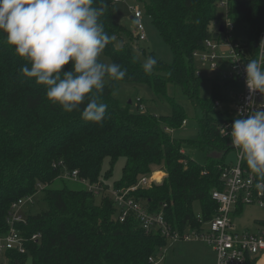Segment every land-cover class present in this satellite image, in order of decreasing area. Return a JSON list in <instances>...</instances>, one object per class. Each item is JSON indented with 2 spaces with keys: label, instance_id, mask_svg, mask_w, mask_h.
I'll return each instance as SVG.
<instances>
[{
  "label": "trees",
  "instance_id": "1",
  "mask_svg": "<svg viewBox=\"0 0 264 264\" xmlns=\"http://www.w3.org/2000/svg\"><path fill=\"white\" fill-rule=\"evenodd\" d=\"M217 3L144 0L146 14L172 52L170 63L157 60L154 70L146 73L130 44H114L124 28L114 18L115 3L104 0L107 7L101 22L112 37L104 51L127 74L122 80L106 83L103 93L97 94L108 106L101 123L85 121L79 110L65 112L52 103L44 85L21 74L20 68L27 61L16 55L0 34V232L8 228L13 202L33 196L40 186L48 202L47 209L16 224L24 236L38 233L39 238L27 241L23 253L7 251V261L0 257V264H153L149 257L157 256L167 238L159 231H145L135 219L120 222L109 196L96 195L76 181L78 187L64 183L62 175L73 170L90 183L127 188L149 175L152 166L162 163L163 179L139 187L134 193L138 200L151 212L162 210L171 228L179 232L202 228L192 209L194 200L200 202L203 220L215 214L217 204L211 192L223 187L219 175L231 146L219 130L222 118L216 115L214 106L217 85L209 99L200 96L195 57L207 48L205 39H218L223 31L215 26L220 8ZM94 6H101L99 0ZM229 8L234 25L240 24L252 43L264 26V0L234 1ZM63 68L68 70L70 64ZM119 81L147 84L155 94L167 98L172 113L160 116L133 111L131 101L122 105L114 96ZM168 84L178 87L192 105L202 108L199 134L188 143L206 149L203 163L185 153L181 143L165 130L184 125L187 117L184 106L167 94ZM106 158L107 174L102 172ZM121 158V174L109 183L110 170ZM53 180L62 185L50 187ZM260 223L264 224V219ZM254 263L255 257L246 262Z\"/></svg>",
  "mask_w": 264,
  "mask_h": 264
},
{
  "label": "clouds",
  "instance_id": "2",
  "mask_svg": "<svg viewBox=\"0 0 264 264\" xmlns=\"http://www.w3.org/2000/svg\"><path fill=\"white\" fill-rule=\"evenodd\" d=\"M0 0V34L13 52L27 63L23 76L45 86L46 97L65 112L79 110L81 119L101 123L107 104L103 93L106 80H122L127 70L99 57L111 42L101 17L104 0ZM157 60L147 57L142 68L151 73ZM68 70L63 66L69 65ZM245 84L252 96L264 95V54L243 66ZM87 99V102H85ZM252 102L250 101V104ZM84 105L83 108L80 105ZM224 132L247 168L264 181V103L238 111Z\"/></svg>",
  "mask_w": 264,
  "mask_h": 264
},
{
  "label": "built area",
  "instance_id": "3",
  "mask_svg": "<svg viewBox=\"0 0 264 264\" xmlns=\"http://www.w3.org/2000/svg\"><path fill=\"white\" fill-rule=\"evenodd\" d=\"M115 2L126 3L129 10L132 12V19L135 23V38L139 41L146 39L144 23L142 21L143 12L140 8V3L144 0H112ZM234 1L246 0H218V6L223 9L225 20L219 24L223 31L220 32L218 39L207 38L204 40L205 46L212 50L209 54L197 53L204 61L211 62L213 72L220 70L225 71L223 77L231 80L233 77L238 78L243 82V91L235 94L232 102V108L236 114L238 111H247L250 108L255 109L264 103V95L256 92L254 95H249V90L245 84V73L243 66L247 60L258 58L264 54V26L254 41L250 43L248 40H238L230 38L229 32L234 28V21L229 17V5ZM149 17V16H148ZM223 41L224 45L229 48L227 58L230 64V69L224 67V64L219 66L215 60L223 57L217 55L216 49ZM250 101L252 102L250 104ZM214 106H220V99L214 100ZM220 133L224 137L229 138V144L237 155L236 164H224L220 171V181L223 185L222 189H213L211 192L212 199L217 204L215 214L208 220V228L205 232L201 229L192 228L191 231L184 230L179 232L172 229L170 224L164 218L163 211L151 212L147 205L138 200L134 193L139 187H147L155 180H149L146 175L139 178L138 182L127 188H111L104 187L99 184L88 182L85 178L78 177V171L73 170L71 173L66 172L62 175L63 178L71 181H76L86 186L91 192L99 196H109L116 209V218L120 222L128 219H135L139 226L145 231H159L165 238L171 239H191L194 235L196 239H202L205 243L212 245L216 252V264H246L248 258H254L264 253V224L255 233L232 232L231 228V212L233 206L242 205L244 203L255 202L261 207H264V181H261L247 168L246 164L241 161L238 150L231 145L230 137L224 132L229 130L228 125L231 124L233 118L221 117ZM185 124V121H183ZM165 130L172 132V129L165 127ZM160 181V180H159ZM158 182V180H156ZM32 200V195L25 196L10 205V210L7 216L8 228L4 232H0V257L3 262H6L5 253L7 251H16L18 253L25 252V244L27 241L37 240L38 233L32 234L30 237L16 228L18 222H25L21 209L23 205ZM201 221V217L198 216ZM195 231H194V230ZM161 250V247L159 248ZM149 261L157 264L155 257H149ZM6 264V263H4Z\"/></svg>",
  "mask_w": 264,
  "mask_h": 264
},
{
  "label": "rangeland",
  "instance_id": "4",
  "mask_svg": "<svg viewBox=\"0 0 264 264\" xmlns=\"http://www.w3.org/2000/svg\"><path fill=\"white\" fill-rule=\"evenodd\" d=\"M140 8L143 12L142 21L144 23L146 39L139 41L135 38V23L133 19H130L132 12L129 10L126 3L115 2V20L122 25L124 31L121 35L115 37L114 44L120 47L126 43L130 44L133 48L137 58L143 63L144 60L152 56L162 63H170L172 61V52L169 45L162 39L158 33L157 28L152 23L145 11L144 3H140ZM225 15L222 9H218L215 22L218 26L224 22ZM235 28L229 32L230 38H238L239 40H247V35L242 30L240 24H235ZM216 28V27H215ZM221 44L216 49L217 55L223 57L215 60V62L221 66L230 69V64L227 58L229 48L224 45L223 41H219ZM212 50L205 48L201 51L203 54H209ZM100 61L105 63H112L110 57L103 53L99 57ZM195 67L200 76L199 93L203 98H210L214 86L217 85V94L220 99V106L217 107L216 115L218 117L236 118V114L233 110L232 102L235 94H239L243 91V82L238 78L233 77L231 80H227L223 77L225 71L213 72L211 69V62L204 61L200 57H195ZM154 70V68H153ZM152 70V71H153ZM111 80H106V83ZM169 96L174 97L177 103L184 106L187 112L186 123L181 126H177L172 129L171 137L181 143V147L185 153L190 155L195 161L203 163L206 158V149L195 147L189 140L197 138L199 134V119L202 117V108L191 104V102L185 98L180 89L173 84H168ZM114 96L119 100L122 105H127L131 101L130 107L133 111L145 112L156 115H170L172 113V106L167 98L162 94H155L153 89L145 83L135 82H118V87L114 91ZM218 111V112H217ZM226 164H236L238 159L236 152L233 148H230L224 157ZM124 159L117 160L113 169L110 170L112 175L108 179L109 183L117 180L121 174L122 164ZM109 170V159L106 158L103 161L102 172ZM165 174L163 164H157L152 166L151 172L146 177L152 180V177L156 172ZM106 173V172H105ZM107 174V173H106ZM160 176V175H159ZM163 179V176L161 180ZM70 186L78 187L73 181L62 180ZM156 181V179H155ZM62 185L59 180H53L50 187H58ZM40 186L37 193L33 194L32 200L23 205L21 213L26 220L28 215L36 214L48 208V202L44 199V192ZM49 188V187H48ZM101 198H96V201H100ZM192 209L195 215L201 217V206L199 200L192 202ZM231 212V228L232 232H250L255 233L260 227H263L260 223L261 219H264V207H261L258 203H244L242 206H233ZM202 232H205L208 228V220L201 218ZM194 230V229H193ZM188 231H191L189 228ZM195 231V230H194ZM157 264H216L217 257L216 252L213 250L212 245L205 243L202 239H196L194 235H191V239H166V245L161 247V250L157 251L155 257Z\"/></svg>",
  "mask_w": 264,
  "mask_h": 264
},
{
  "label": "crops",
  "instance_id": "5",
  "mask_svg": "<svg viewBox=\"0 0 264 264\" xmlns=\"http://www.w3.org/2000/svg\"><path fill=\"white\" fill-rule=\"evenodd\" d=\"M159 173L158 171L154 174V176L152 177V180H160L161 181V178L162 176L164 177V172L163 173H160L159 175L160 176H157L156 174ZM242 206V205H241ZM263 220V219H261ZM254 264H264V253L258 255L257 257H255V263Z\"/></svg>",
  "mask_w": 264,
  "mask_h": 264
},
{
  "label": "water",
  "instance_id": "6",
  "mask_svg": "<svg viewBox=\"0 0 264 264\" xmlns=\"http://www.w3.org/2000/svg\"><path fill=\"white\" fill-rule=\"evenodd\" d=\"M130 19H132V16H130ZM220 30H222V26H220Z\"/></svg>",
  "mask_w": 264,
  "mask_h": 264
},
{
  "label": "bare ground",
  "instance_id": "7",
  "mask_svg": "<svg viewBox=\"0 0 264 264\" xmlns=\"http://www.w3.org/2000/svg\"><path fill=\"white\" fill-rule=\"evenodd\" d=\"M156 175L159 176L158 173Z\"/></svg>",
  "mask_w": 264,
  "mask_h": 264
}]
</instances>
